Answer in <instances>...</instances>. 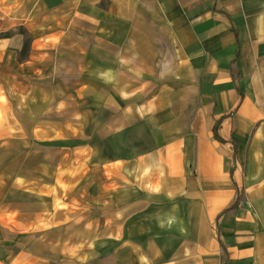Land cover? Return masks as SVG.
Masks as SVG:
<instances>
[{
  "label": "crops",
  "instance_id": "1",
  "mask_svg": "<svg viewBox=\"0 0 264 264\" xmlns=\"http://www.w3.org/2000/svg\"><path fill=\"white\" fill-rule=\"evenodd\" d=\"M21 139L58 148L5 185L0 264H264V0H0Z\"/></svg>",
  "mask_w": 264,
  "mask_h": 264
},
{
  "label": "rangeland",
  "instance_id": "2",
  "mask_svg": "<svg viewBox=\"0 0 264 264\" xmlns=\"http://www.w3.org/2000/svg\"><path fill=\"white\" fill-rule=\"evenodd\" d=\"M46 127L50 130L52 125H47ZM47 129H43L44 133L41 135L43 138L47 137L45 133H49ZM57 148L58 144L56 141L38 139L15 140L7 146L0 144V201L7 195L5 185L9 183L12 177L27 175V165L38 164L40 160L45 163H54L55 155L52 152H56ZM46 157L47 160H45ZM82 231L80 229L77 233H82ZM80 239L81 235L73 237V245L69 247H76L77 243H80ZM15 243L18 245L15 251H18L20 248L22 249L23 245L27 244V238L16 237ZM51 255L52 261L58 263L81 259V254H72V252L65 250H61L59 254L52 253Z\"/></svg>",
  "mask_w": 264,
  "mask_h": 264
},
{
  "label": "trees",
  "instance_id": "3",
  "mask_svg": "<svg viewBox=\"0 0 264 264\" xmlns=\"http://www.w3.org/2000/svg\"><path fill=\"white\" fill-rule=\"evenodd\" d=\"M19 33L22 34L24 36V43H23V47H22V50H21V53L19 55V60L21 61L22 59L25 58L27 52H28V49H29V38L26 37V34L24 32L23 29H19ZM238 55V54H237ZM235 64V62H233V65ZM234 69V68H233ZM219 126H220V120L216 122V124L214 125L213 127V136L214 138L220 142V143H224V141L218 136V129H219ZM238 203V202H237ZM237 203H235L233 206L230 207V209L227 210V212H231L233 210L236 209L237 207Z\"/></svg>",
  "mask_w": 264,
  "mask_h": 264
}]
</instances>
